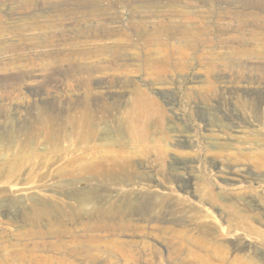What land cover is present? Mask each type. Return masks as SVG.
<instances>
[{"label":"rangeland","instance_id":"1","mask_svg":"<svg viewBox=\"0 0 264 264\" xmlns=\"http://www.w3.org/2000/svg\"><path fill=\"white\" fill-rule=\"evenodd\" d=\"M0 264H264V0H0Z\"/></svg>","mask_w":264,"mask_h":264},{"label":"bare ground","instance_id":"2","mask_svg":"<svg viewBox=\"0 0 264 264\" xmlns=\"http://www.w3.org/2000/svg\"><path fill=\"white\" fill-rule=\"evenodd\" d=\"M150 103H153L154 101L153 100H151V101H149ZM143 113H144V111H143V109H140ZM144 117H145V120L143 121V127H145V126H147V124H148V122L150 121V114L149 113H146V114H144ZM146 128V127H145ZM164 153H165V151H164V149H161V151H160V155H159V157H162L163 155H164ZM150 191V189H148L147 190V192H149ZM152 192V191H151ZM152 196L154 195L153 194V192H152V194H151ZM150 194H149V196H151ZM83 196H84V198H83V200H82V204H89V203H91V201H92V199H90V197H88L86 194H83ZM157 198H158V196H157ZM168 198V197H167ZM158 199H160V198H158ZM157 200V199H156ZM155 199H153L152 197H149V198H147L146 199V201H145V204L143 205V212H149L151 209H153L154 207H156V206H158L159 204H163L164 202H166V195H165V198L162 196V201L159 203L158 201H156ZM166 205V204H165ZM180 238V235H179V233H172V236H171V239L172 240H174V241H176V238ZM180 240H182V239H179V240H177V241H180ZM183 242V241H182ZM184 243V242H183ZM187 249H185V248H183V247H179L176 251H174L175 253L176 252H179V253H181V252H184V251H186Z\"/></svg>","mask_w":264,"mask_h":264}]
</instances>
